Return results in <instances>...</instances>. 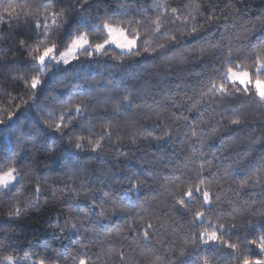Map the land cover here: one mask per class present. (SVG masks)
I'll return each mask as SVG.
<instances>
[{"label": "trees", "instance_id": "trees-1", "mask_svg": "<svg viewBox=\"0 0 264 264\" xmlns=\"http://www.w3.org/2000/svg\"><path fill=\"white\" fill-rule=\"evenodd\" d=\"M9 2L17 0H0V5ZM18 3L31 5L24 8V13L33 15L21 13L19 19L0 25L5 37L13 36L12 41L0 40L5 59L14 53L22 55L15 41L27 39L31 32L16 25L34 19L37 12L42 19L44 12L36 8L33 0ZM80 3L83 0H71L73 5ZM68 5L69 0H63L57 8H67L66 19L75 29L76 20ZM172 8L178 10L176 16L171 14ZM75 15L89 18L93 25L108 20L128 27V21H140L139 27L133 23L131 28L140 33L141 56L121 57L118 50L109 47L91 58L80 52L79 59L56 69L49 63L42 77L47 83L34 101L30 89L13 87L10 77L17 73L0 65V120L7 121L9 113L16 114L10 126L0 127V166L9 153L19 152L22 159L16 166L27 165V171L35 174L31 181L26 177L25 186L44 177L39 180L44 189L39 206L22 211L17 218H9L8 203L16 198L23 202L35 193L29 190L21 195L17 186L12 198H0V259L10 254L22 258L27 252L30 256L23 264H37L40 259H45V264H55L58 257H62L59 264H78L79 252L88 264H203L205 259L209 264H241L245 255H261L250 241L264 235V182H256L257 177L264 181V107L255 97L242 93L239 98L229 97L232 111L241 118L237 127L230 124V119L235 118L231 113L224 123L219 121L224 114L220 101L203 106L197 101L208 77L214 75L213 69L219 68L216 61L227 55L229 48L234 61L254 67L246 57L255 46L264 44V0H87V6ZM157 16L160 33L155 31ZM209 16L215 17L211 23ZM194 23L201 25L195 38L187 35ZM79 32H87L92 44L106 38L102 30L80 27ZM172 35L178 38L175 47H171ZM37 39L44 37L33 34L29 43ZM9 44L11 50L5 47ZM159 44L170 47L160 50ZM44 46L41 44V49ZM146 47L148 51L144 53ZM153 48H157L155 53ZM125 100L131 101V107L124 106ZM77 104L92 113L87 120L78 121L91 133L77 127L73 129L74 138L87 140L91 135L95 141L103 129L112 132L110 140H102L104 147L98 153L89 154L91 146L86 142L84 149L77 152L74 143H67V134L53 136L60 113ZM77 119L72 117L73 122ZM166 133L171 134V140ZM54 142L55 155L49 151ZM66 162L74 164L75 169L61 171ZM122 171L127 175L117 181ZM197 172L205 179L201 186L210 187L212 192V210L207 211L206 205L202 207L200 201L193 200L191 210L182 216L183 210L173 207L169 192L199 183ZM128 177L140 184L139 193L128 191ZM67 185L75 186L77 192H66ZM93 192L106 214L120 207L126 209L125 213L107 219L99 216L98 208L92 209L89 218L82 211L69 212L66 200L77 194L84 200L85 194ZM104 193H109L107 202H103ZM196 211L205 213L203 222L197 219L191 223ZM58 215L61 226L65 218L72 217L78 232L66 230L65 235L54 231L50 224ZM141 216L153 223L159 217L163 224L152 230L147 241L134 239L127 229L128 224L137 227ZM217 224L225 225L227 230H219L220 235L237 244V249L194 243L196 237L191 233L212 231ZM142 228L140 225L138 230Z\"/></svg>", "mask_w": 264, "mask_h": 264}, {"label": "snow or ice", "instance_id": "snow-or-ice-1", "mask_svg": "<svg viewBox=\"0 0 264 264\" xmlns=\"http://www.w3.org/2000/svg\"><path fill=\"white\" fill-rule=\"evenodd\" d=\"M36 5V8H43L44 12L41 14L37 12L34 19L28 20L20 25H16L17 28H28L31 29V32L27 34L28 38H20L18 41H15V46L18 51L22 54L17 56L15 53L10 59H5L6 53L4 49L0 48V65H3L6 71H11L17 73L10 77L13 82V87L23 85L26 90H31L33 96L31 99L34 101L37 99L39 92L44 90V85L47 83L46 79L42 77L46 76V66L49 63L69 65L71 60L79 59L80 52H86L89 58L97 54H103L111 46H115L116 49L120 50L121 57L123 56H141V51L138 47V41L140 40V33L131 28V24L135 23L137 27L140 26V21H128V27L123 26L122 24H116L114 21L110 22L108 20L103 23L93 25L91 20L83 15L76 17V13L80 8L87 6V0H83V3L78 5L71 4L69 0V7L72 8L73 18L76 20L77 27L73 29L68 23L66 17L69 15L67 8H57V5L62 3L63 0H33ZM31 5H22L17 2H9L6 6L0 5V25H4L7 22L13 19H19L21 13L25 16L31 17L33 14L31 12L24 13V8ZM159 7V5H157ZM136 11H140L137 9ZM178 10L176 8L171 9V14L176 16ZM125 13H121L124 15ZM93 19L99 20V17H93ZM215 19L213 16L208 17V21L211 23ZM49 20L51 24H49ZM55 26V27H53ZM63 27V31L61 28ZM80 27L90 28L94 31H103L106 35V38L103 39L102 43L92 44L89 35L87 32H79ZM201 25L194 23L191 30L187 33L188 36L195 38L198 28ZM155 31L157 33L161 32V22L159 16H157V22L155 25ZM78 33V34H75ZM130 33H132L130 35ZM36 37L43 36V40H34L32 44L29 43L32 35ZM7 39L9 41L13 40V36L9 35L5 37L0 31V40ZM51 41V43H48ZM178 42V38L175 35L171 36V47H175ZM147 44V41L144 42ZM44 44L45 46L41 49L40 45ZM11 44L6 45L9 50H11ZM64 47V50L61 51V47ZM169 44H159L158 48L163 50L169 48ZM252 47V46H250ZM144 53H147V47L144 48ZM157 48H153L155 53ZM218 52L221 50H217ZM26 54V55H23ZM233 52L229 48L228 54L220 56L216 63L219 64V68H214V75L208 77L207 84L203 85L205 91L202 93V97L198 104L201 106L206 105L209 101L216 102L220 101L221 107L224 108V114L219 117V121L224 123L228 119V114L231 113L235 118L230 119V124L233 126L239 127L241 125L240 115L232 111L231 104L228 102V98L231 96H237L239 93H242L245 97H255L256 102L264 107V44L257 45L253 48V52L246 59L251 60L254 67L246 66L243 62H237L232 59ZM31 73V75H29ZM3 73H0L2 75ZM219 80V83H217ZM25 103H28L27 101ZM124 106L131 107V101L125 100ZM16 114L9 113L8 120H0V127L10 126V122L13 119V116ZM92 113L87 109V107L77 104L74 108L64 109L58 116L59 123H56L52 129L53 136L59 134L63 137L65 134L69 136L67 143L73 144L77 152L84 149L85 142L91 147L88 150L89 154L98 153L103 150L102 140L108 138L109 140L112 137V132L105 128L100 134V138L95 141L92 140L91 135L85 140L84 137L74 138V128H81L82 131L91 133V129L88 127H83L79 124V120H87L88 116ZM202 117L203 113H199ZM77 117V122L72 121V117ZM184 119H188L184 117ZM193 136H196V132H192ZM168 140L172 139L170 133L165 134ZM135 143V140H133ZM22 151V149L20 150ZM53 155L57 152V147L54 146L49 150ZM22 156L19 152L9 153L8 156L4 158L3 166H0V198L8 197L12 198L13 194L18 191L20 186L21 195L24 192L32 190L35 195L31 199H26L23 202L16 198L11 199V202L8 203V216L10 219L17 218L21 215L22 211H26L32 207L39 206V198L44 194V189L42 188L39 180L44 179V177H39L37 182L33 185L31 182L25 186L26 177L29 178V181L35 176L34 173H29L27 171V165H24L18 168L16 165L20 163ZM75 169V165L71 162H66L61 171H66L69 168ZM200 170H203V165H200ZM81 171H87L86 169H81ZM75 174V172H73ZM127 175L126 172H120L117 174V181L122 180ZM196 179L199 180V183L194 185H189L187 189L181 188L176 192H169V196L173 199V207L177 210H183L181 213L182 216L191 210L190 202L197 200L201 202V206H207V211L212 210V192L210 187H202L201 185L205 184V179L201 176L200 172L196 173ZM257 183L264 182L261 178L257 177ZM125 186L122 184L121 188ZM175 187V185H173ZM127 188L129 192L139 193L140 184L134 182L133 177H128ZM56 189L53 190L55 193ZM66 192L76 193L77 189L73 185H67ZM119 196V193H116ZM110 199L109 193H104V201L107 202ZM69 205V212L73 210L77 212H83L86 218H89V214L92 212L93 208L99 209V216L101 218L111 219L113 216H118L121 213H125L126 209L120 207L118 210L113 208L110 213L106 214V209L97 204V197L93 192L91 195L85 194L84 200L80 199V195L70 197L65 201ZM84 204L85 207L82 209L81 204ZM47 204V201H45ZM205 213L203 211H196L192 218L191 223H194L197 219L201 222L204 221ZM55 223H51L50 227L54 231H59L61 233L67 234L66 230L76 229L78 232V226L75 223H72V217H67L64 220L63 226L59 223L60 216L58 215ZM156 223H153L152 220H145L143 216L140 218V222L137 227H133L131 224L127 225V229L130 234H133L134 239H143L147 241L149 237L153 234L152 230L163 227V224L160 223L159 217H155ZM140 225H143L142 230H138ZM234 227V226H233ZM212 231H202L199 233H191L196 237L195 242H199L204 246L209 245H224L228 249L235 250L237 249V244L231 243L230 241H225L223 236L220 235L219 230H227L225 225L217 224L212 226ZM251 245H255L261 255L256 258L245 255L241 264H264V235L259 236L257 239L250 241ZM83 247V245H81ZM77 255L80 257L78 264H88V259L81 255L79 252ZM30 256L29 253L25 252L22 258H18L14 254L4 256L3 261H7L8 264H23V260L28 259ZM121 259H124V253H120ZM58 257L55 261V264H59ZM37 264H45V259H40ZM203 264H209V261L205 259Z\"/></svg>", "mask_w": 264, "mask_h": 264}, {"label": "rangeland", "instance_id": "rangeland-1", "mask_svg": "<svg viewBox=\"0 0 264 264\" xmlns=\"http://www.w3.org/2000/svg\"><path fill=\"white\" fill-rule=\"evenodd\" d=\"M112 48H115V46L113 45V46H111ZM116 49V48H115ZM116 50H118L119 52H120V50L119 49H116ZM73 60H71V62H72ZM70 62V63H71ZM53 64V68L54 69H56V68H58L59 67V65L60 64H63V63H60V64H55L54 62L52 63ZM0 264H8V262L7 261H3L2 259H0Z\"/></svg>", "mask_w": 264, "mask_h": 264}]
</instances>
